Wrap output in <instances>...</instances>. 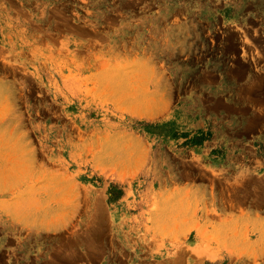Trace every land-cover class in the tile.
Wrapping results in <instances>:
<instances>
[{
  "label": "rangeland",
  "instance_id": "rangeland-1",
  "mask_svg": "<svg viewBox=\"0 0 264 264\" xmlns=\"http://www.w3.org/2000/svg\"><path fill=\"white\" fill-rule=\"evenodd\" d=\"M30 231L40 264H264V0H0V264Z\"/></svg>",
  "mask_w": 264,
  "mask_h": 264
},
{
  "label": "crops",
  "instance_id": "crops-1",
  "mask_svg": "<svg viewBox=\"0 0 264 264\" xmlns=\"http://www.w3.org/2000/svg\"><path fill=\"white\" fill-rule=\"evenodd\" d=\"M117 210V209H116ZM115 210V214H118ZM35 238H36V231H30L25 239H24V244L21 243L17 247V251L19 252V259H15L14 264H40L39 260H37L36 256V243H35ZM18 260V261H17Z\"/></svg>",
  "mask_w": 264,
  "mask_h": 264
}]
</instances>
